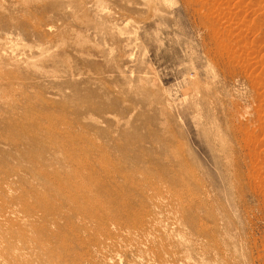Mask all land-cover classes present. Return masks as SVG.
<instances>
[{"label":"rangeland","instance_id":"obj_1","mask_svg":"<svg viewBox=\"0 0 264 264\" xmlns=\"http://www.w3.org/2000/svg\"><path fill=\"white\" fill-rule=\"evenodd\" d=\"M0 264H264V0H0Z\"/></svg>","mask_w":264,"mask_h":264}]
</instances>
